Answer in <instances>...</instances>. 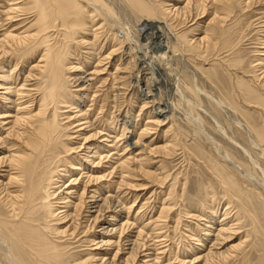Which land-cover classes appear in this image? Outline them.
I'll return each mask as SVG.
<instances>
[{
  "label": "bare ground",
  "instance_id": "6f19581e",
  "mask_svg": "<svg viewBox=\"0 0 264 264\" xmlns=\"http://www.w3.org/2000/svg\"><path fill=\"white\" fill-rule=\"evenodd\" d=\"M12 1H17V3L11 4V7L6 11L8 15L10 14L7 18L8 20H12L14 17L19 16V13L24 12L26 9L23 7L25 5L22 4V2H18V0ZM115 1L118 5L123 6L121 0ZM124 1L135 13L141 16V19L143 20L141 28V33L143 34L142 40L145 41V44H142L141 47H138L136 44L133 48L130 47L128 51L136 56L135 50L143 49L144 52L142 50L141 51L145 56H141L140 58H145L151 50L154 51V55L148 57L147 59H137L140 62L139 64L145 65L139 71H143L145 67H148V70H151V73H149L150 78L146 76L142 78L140 76V79L138 78L136 82L145 83L147 93H149L152 91L150 86L154 85L151 83H155V80H157H154V76L159 73V69L157 68L155 62L158 59L160 60L164 58L169 61L172 57L171 55L177 53L185 56V53L189 50L196 52V57L194 55L195 60H193V56V59H191L196 63L199 62V64L203 65L205 62H210L212 60V63L224 68V72L230 74V89H232L231 91L234 93L236 99L241 100L240 102L243 104L244 109L253 111L260 120L259 127L255 123L252 124L248 122L246 119L240 121V119L236 117V113H234L235 110L232 109L231 105H225V108H227L225 113H233V118L230 122L232 121V123L237 125V127L245 133L248 140L246 144L247 146H244L241 141L239 142L240 139L238 140L237 137H235L232 130L233 128L231 129L228 127L227 129L224 127V125L218 121L219 119L217 118V115L203 105L206 101L216 105V107L220 110L224 108L222 102L217 100L213 94L210 95L208 94L209 92L206 93L201 91L196 81L197 77H195V72L193 73L185 67L188 78L193 81V90L195 91L192 92L191 100L186 99L188 96L187 94L185 95V91H183L180 87L178 78L171 79L169 76V78H165L164 85L170 87L178 100H187L188 105L193 109H203L204 112L208 114L207 116L219 125H216L217 129L220 133H222V137L225 139L227 146L241 154L243 156L242 159L245 158L264 178V169L260 167L256 158L253 156V151H255L256 154L258 153L257 155L264 161V12L258 15L255 14L261 7L264 6V0H168V5L159 2L158 4H154L151 0H123V2ZM28 3V9L34 13V23L32 25L35 29L34 34L27 37H18L17 35H12L10 32H7V30H3L4 34L0 38V173H5L4 177L0 179V264H72L73 262L63 259L65 256L64 251L68 248L69 244H71L69 242L75 239L79 234H83L82 237L84 238L91 237L89 242L91 246H93V250L91 251L95 252H90V258L86 261H81L76 264L153 263L156 258L154 259L149 253V243L152 240L144 237L145 234L142 235L141 232H134V229L132 230L131 225L127 222L128 215L132 210L131 208L124 207V203L121 202L122 199L120 200L119 197V191L122 187L127 189L134 187L129 184L130 182H125L121 171L125 172L126 176L124 177H132L133 173H138L142 175V177L144 176L149 180H154V175L153 173L151 174V172H145L141 166L139 168L137 166V169H135L133 161L129 159H125L120 163H118L117 160V163H114L112 159L115 158L117 151L116 148L112 150L110 149L116 146L115 142L119 138L121 141L123 140L122 142L125 144V148L127 149L130 146V142L128 141L129 139L127 140L126 134L129 133L128 128H134V125L126 119L128 124H125L124 120L122 123L123 130L120 135L117 134L116 128L112 130L108 128V133L104 131L103 136H101V131H97L96 128H93L92 122H90L87 118L88 114L86 117V113L83 111L84 109H80V99L84 96L86 89L83 88L84 85L81 87L79 85L86 82L84 77H80L79 74H75L78 68L75 66L71 67L72 63L69 64L71 66L66 69V63L68 61L67 56H70L68 44L76 40L77 35L84 33L85 36L81 37L80 43L87 47L90 46V49L92 47L91 50L94 51V48L96 47L95 43L98 42L99 33H96L97 29L101 30L104 26L99 24L96 31H91V34L89 35L88 33L92 28L89 27V30L85 29L86 21L91 19V22L92 20L95 22L96 18L99 16L105 17L106 15H104V12L102 11L103 8H106L108 14L111 13L113 16L114 11L112 5L109 0H29ZM233 4L238 5L240 14L242 13L240 16L241 19L251 17L250 15L253 14L257 17L254 21V25H256V34L260 37L257 39L258 46L254 51V61L249 63L243 62L241 57H233L234 54L238 52L239 46H241L240 44L245 36L244 30L241 29L242 20H236L235 18H237V16L233 15L235 8L232 7ZM89 7H91L90 10H88ZM25 11H27V9ZM203 19H207L209 22L205 29L201 30V36L197 38H195L196 36L193 37V39L195 38L193 41L188 40L186 34H180L176 31V27L181 24H186L187 21L191 22L195 20L196 22L191 25H196V27H198L199 22ZM11 23L12 22H10V24ZM118 27L120 29V36L127 39V41H131L133 31L129 27V23H127L125 27ZM133 27L134 26H132V28ZM250 27L251 26H248V28ZM195 31H200V28L192 29L191 33L194 34ZM50 32H54L56 34H61L62 32L63 40L61 42L64 44L61 48H57L58 46L55 47L54 45H48L46 43L48 33ZM120 36L113 34L114 39ZM37 42L39 44H35ZM41 44H45V46L39 58V62H36L37 64L33 68V73L31 70L30 72H27V75H24L25 79L23 83L20 85V90H18L19 88L16 89V86H13L12 82L10 84V80L12 81L13 77L16 76L15 81H18L19 74L16 73L17 75H14L16 69H18V64L15 63L10 70L9 64L11 61L9 62L8 58L12 55H16L19 49H27V46H30L29 49L32 51ZM114 49L116 51V48ZM224 52L230 53V56L219 60V55ZM92 54H88L85 59L90 61V59L95 56H99V58L101 57L100 51L95 55L93 54V56ZM113 55L114 50L109 51L105 56H103V61H107L108 64V61H110V59L112 60ZM186 57L185 59H187ZM96 61L101 63L97 59ZM136 63L137 62L135 61V66ZM207 65L209 66L208 63ZM244 68L246 69L244 73L249 75L247 77L239 73V71H243ZM103 69L104 71L106 70V68ZM35 70L39 71L41 77L39 75L38 76L41 79H45V81L41 85V88H37V93L41 99L39 104L35 102L37 107L35 106L36 109H33L36 96L33 98L31 97L32 95H28L30 98L27 102H25L26 100H24V102L21 101L27 97L24 96V94L30 93V91L27 92L29 90L28 87L26 92H23L22 90H25L26 88L25 83L28 82L30 78L35 76ZM219 72L221 73V70H219ZM67 73L69 76H66ZM97 75L98 74H96V76ZM67 82H71L75 85L74 87L77 88L76 93L80 94L78 101L75 102L74 100L71 102V98L65 96L63 85ZM89 82H91V80H89ZM34 92L36 91L34 90ZM228 92H230V90ZM147 98H149L148 94L145 100ZM82 100H84V98H82ZM73 103H75V105ZM24 104H29L30 106H24ZM146 104L147 102L142 104L143 108H140V111L138 110L139 113L144 110ZM72 106H76L75 109H78L76 116L73 115L74 117H70V115L66 114L69 111L58 112L60 107L71 109ZM173 106L176 108L175 105ZM185 111L188 112L187 109ZM166 113L168 112L163 109L159 112H153V110H150L149 116L152 120L151 122L155 124V126H158L163 122V119L169 120L170 117L173 119V114L167 116ZM89 114H91V112ZM61 116H65V119L69 120L71 123L68 125H66L67 123L60 124ZM114 118L105 122L109 124V126H113L112 123L114 122L118 124L119 120L117 119L118 121H116ZM72 124H74L75 127H72V129L76 130L74 133L76 136L73 138L70 137L71 133L67 135V129L70 128V126H73ZM75 124L77 125L75 126ZM137 124L135 129L137 128ZM168 124H173V120L168 122ZM145 125H147V123ZM148 130L151 131L150 128H146L145 131ZM136 133L134 132L135 136L137 135ZM143 133L146 132L142 131L141 136L137 137L138 140L142 137ZM67 138L71 139L69 140ZM208 139L210 140V143L212 142L211 145H214L215 147L217 146L215 142L212 141L210 136ZM72 140L74 142L77 141V143H72ZM138 140L135 144L133 142V145H137L139 142ZM166 144L160 148H156L154 152L168 154L171 152L172 146L175 145L173 142L171 144L168 143L170 146ZM144 147L146 148V146ZM214 152L212 153L215 154L216 157L217 152ZM218 153L221 157H223V159L226 158L224 160L231 159L225 152L219 151ZM111 161L114 164L111 163L109 166L108 164L110 163L108 162ZM231 161L232 160H229V162ZM234 162L231 163L234 165L233 167L236 170L231 172L227 171L229 173L226 178L221 175L223 171L220 172L215 170L212 172V175L215 176L216 180L219 181V184L222 185L224 192H226V196H230L227 189L231 178L238 175L239 177H245L252 181V178L254 177L250 171H245L242 166ZM103 163H105V165L107 164L109 168L101 171L100 169L104 166ZM223 169L225 170L226 168ZM101 173L103 174L101 175ZM223 178L225 179L223 180ZM258 186L261 187V184H258ZM259 191L261 192V190ZM241 193L242 192H240V194ZM212 197H210V199ZM231 199H234L235 201L234 196H231ZM51 200H56V205H52ZM211 200H213V198ZM230 202L231 200L227 202V205H230ZM209 203L211 202L209 201ZM232 203L234 204V202ZM168 208H161L159 216L157 215L158 219L157 221L155 220L156 222L166 220L168 218V214L171 211ZM242 208L244 215L247 216L250 220L248 221L252 223L253 229L258 227L259 221L256 216L247 210V208H244L243 206ZM210 215L214 217L215 212L212 210ZM229 215L231 214L228 211H224L221 216V221H215L216 224H213V226L212 224H205L206 226H204V230H202L204 234L202 235L206 238L207 236L209 237L214 235L212 237L214 246H211L212 248L210 250H208L205 254L202 252L203 255L199 256L202 259V264L225 263L228 260H233L236 257L235 254L238 252V254H240L243 251V244L241 242H236L237 244L233 245L229 243L230 240H233L231 239L232 237L236 235L238 237V234L241 233L240 231L238 233V229H240V220L243 217H241V214L239 215L238 212L232 216ZM90 233L93 235L91 234L92 236H89ZM82 237H79L75 243H83V241H80ZM210 241L211 240L208 241V244ZM228 243L230 244L229 246ZM197 245L200 244L197 243ZM98 256L100 257L97 258ZM155 264H157V261Z\"/></svg>",
  "mask_w": 264,
  "mask_h": 264
},
{
  "label": "rangeland",
  "instance_id": "374dc122",
  "mask_svg": "<svg viewBox=\"0 0 264 264\" xmlns=\"http://www.w3.org/2000/svg\"><path fill=\"white\" fill-rule=\"evenodd\" d=\"M28 1L29 0H18V2H22V4L25 5L23 7H25L27 11H25L26 9L24 8L25 9L24 12L19 13L20 14V15L18 14L19 16L14 17L15 19L13 18L12 20H8L7 18L9 17L10 14L8 15L6 11L11 7V4H15L17 3V1L0 0V38L4 34L3 30H7V32H10L12 35H17L18 37H27L29 35L34 34L35 29L32 26L34 23L33 21L34 13H32L33 11L31 12L30 9H28V6H29ZM109 1L114 11L113 16L111 15V13L108 14V11L106 8H103L102 11L104 12V15H106L105 17L99 16L98 18H96L95 22L93 20L91 22L90 21L91 19H88L89 22L88 20L86 21L85 29L89 30V27L92 28L90 32L88 33L89 35L91 34V31L93 30L96 31V29L99 27L98 26L99 24L100 25L102 24L104 26L101 30L97 29V32H96V33H99L98 40H97L98 42L95 43L96 45L94 44L97 48L95 47L94 48L95 50L93 51L91 50L92 47L90 49V46H88L89 47L88 48L87 46L82 45L80 43L81 37L82 36L84 37L85 34L80 33L79 35H77L76 40L68 44V50L70 51V56L72 58L70 56L69 57L67 56L68 61L66 63L67 64L66 69L69 68L71 66L69 64L72 63L71 67L75 66L76 68H78L75 74L76 75L79 74L80 77H84V80L86 82L82 84L79 83L80 87L84 85L83 88L86 89L84 96H82L84 100H82V98L80 99V102H81L80 109L82 110L84 109L83 111L86 113V117L88 114L87 118L89 119L90 122H92L93 128H96L97 131H101V134H102L101 136H103L104 131L107 132L108 128L110 130L116 128L117 134L120 135L123 130L122 123L124 122V120H125L124 122L125 124H128L127 122L128 120L129 122H132V125H134V128L133 127L130 129L128 128L129 133L126 134L127 136L126 138L127 140L129 139L128 141L130 142V146L126 149L125 144L122 142L123 140L121 141V139L119 138L115 142L116 146L110 149L112 150L116 148V151L118 152V154L116 152V156H115L116 159L115 158H114L115 160L112 159L114 163H117V160H118V163H120L121 161H124L125 159H129L133 161V165L135 166V169H137V166L138 168L141 166V168L145 172H149V173L151 172V174L153 173L154 175V180L153 179L149 180L147 177H144V176L142 177V175L138 173H133L132 177L129 176L131 178L130 179L129 177H124L126 176V174L124 171H121L122 177L124 178L125 182L126 183L130 182L129 184L134 187L128 188V189L125 187H122L123 189L121 188L119 191V197H120V200L122 199L121 202L124 203L123 204L124 207L131 208L132 210L130 211L128 215V220H127L128 224L131 225L132 230L134 229L133 230L134 232L135 231L141 232L142 235L145 234L144 237H146L149 240L150 239L152 240L149 243L150 251L152 253L150 251L149 253L152 255L154 259L156 258V260H154L153 263L151 262L149 264H155L156 261H157V264H202V259L199 256H202L214 246V242L212 240L213 239L212 237L214 235H211L209 237L207 236V238L203 237L202 234L204 233L202 230H204V226L206 225L212 224L213 226V224H216L215 221L216 222L221 221L222 219L221 216H222V213H224V211H228L231 214L229 216H232L233 214L238 212V214L239 215L241 214V217H243L240 220V224H241L240 229H238V233L239 231L241 233L238 234V237L236 235L231 238L233 240L229 241L231 245L241 242L243 244L242 245L243 251L240 254H238L239 252L235 254L236 257L233 260L231 259V260L226 261L225 263H220V264H264V218H263L264 216V211H263L264 210V180L263 179L264 178L261 176L258 170H255V168H253L251 164L245 158L242 159L243 156L241 154L237 153L236 151L232 150L230 147L227 146L225 139L222 137V133H220L219 130L217 129V126L219 125L215 123V121L211 119L209 116H207L208 114H206L203 109L201 108L193 109L191 106L188 105L187 100L186 101L178 100L176 96L174 95V92L170 89V87H167L164 85L165 84L164 80L165 78H169V76L171 79L178 78V83L180 87L183 89V91H185V95L187 94L188 96L186 97V99L191 100L192 92H195V91L193 90L194 89L193 81L190 78H188L186 71H185L186 70L185 67L191 70L193 73L195 72L194 73L195 77H197L196 81L201 91L206 92V93L209 92L208 94L210 95L213 94V96L216 97L217 100L222 102V105H224L223 106L224 108H222L223 110L222 111L218 107H216V105L212 104L211 102H206V101L203 105L209 108L211 112L217 115V118L219 119L218 121L222 125H224V127H226L227 129L228 127L231 129L233 128L232 130L234 132L235 137H237L238 140L240 139L239 142L241 141V143L244 146H247L246 145L248 142L247 137L245 136V133H243V131L237 127V125L232 123V121L230 122V120H232L233 118L232 116L233 113L232 114L231 113L228 114L227 112L225 113V111H227V108L225 107L228 104H230L232 109L235 110L234 113H236V117H238L240 121H243L244 119H246L248 122L252 124L255 123L259 127L260 120L258 119L257 115L253 111L244 109L243 104L240 102L241 100L236 99L234 93L231 91L232 89H230L231 88V83H229L231 80L230 74L224 72V68L219 67L215 63H212L211 62L212 60L210 62H205L204 64L206 66L204 64L203 65L199 64V62L196 63L195 61H193L195 60L196 52H193L190 50L187 51V53H185V56L183 55L184 59H183V56L178 53L171 55L172 57L169 61L166 58L160 59V60L158 59L155 62V64L157 68L159 69V73L155 74L154 76L155 77L154 80L155 79L157 80H155V83L154 82L151 83V84H154L153 86L150 84L151 85L150 89L152 90L150 91L151 93L150 92L147 93L145 83L136 82L138 78L140 79V76L142 78H144L145 76L150 78L149 73H151V70H148V67H145L143 71H139L141 70V68L145 66L144 64H139L140 63L139 60L140 59L143 60L144 58V57L142 58L140 57L145 56L142 53V51L144 52V50L136 49L135 50L136 56L133 55V53H131L130 51H128L130 47L133 48L134 45L136 44L138 47L139 46L141 47L142 44H145V41L142 40L143 34L141 33L143 20L141 19V16L135 13L131 9V7L127 5V3H125V1L123 2V0H121L122 1L121 3L123 6L118 5V3L115 0H109ZM151 1L154 4H158V2L163 3L165 5L169 4L168 0H161V1L151 0ZM232 7L233 8L235 7L233 11V15L237 16V18L235 19L242 20L241 29L244 30V34H245L244 39L242 40L240 44L241 46H239L238 52L235 53L233 57H241L243 62L249 63V62L254 61V57H253L255 53L254 51H255V48H257L258 46L257 39H259L258 37H260V36H257L256 34L257 30H255L256 25H254V21L257 19V17L255 16L258 14H262L264 12V6L261 7L259 11L255 13L256 15L253 14V15H250L251 17H245L242 19L240 18L242 13L240 14V9L238 8V5L233 4ZM90 9L91 7H89L88 10ZM10 22L12 23L10 24ZM194 22L196 21L195 20L191 22L187 21L186 24H181L180 26L176 27L177 33L186 34L187 39L191 41H193L197 37H200L202 34L200 33L201 30L205 29L209 20L208 21L207 19L201 20L199 22L198 27H196V25H191ZM127 23H129V27L133 31V35H132L133 38L131 37L132 39L131 41H127V39L120 36V29L118 26L125 27ZM132 26L134 27L132 28ZM248 26H251V27L248 28ZM194 28H198V29L200 28V31H195L194 34L191 33V30ZM100 31H101V34H100ZM260 31H263V30H260ZM113 34H117L120 37H117L114 39ZM62 35H63L62 32L61 34L50 32L48 33V39L46 43L48 45H54L55 47L58 46L57 48H61L62 45L64 44L61 42L63 40ZM193 37L195 38L193 39ZM35 44H39V43L37 42ZM44 46L45 44H41L37 48H34L32 51H30L29 49L30 46H27V49H19L16 55H12L11 56L12 58L11 57L8 58V61L9 62L11 61L9 64L10 70H11V67H13L15 63L18 64L17 66L18 69H16L14 73V75L16 73L19 74L18 81L17 80L15 81L16 76L14 75H13L14 76L13 80L12 81L10 80V84L12 82L13 86H16V89L19 88L18 90H20V87H21L20 85L23 83L25 76L27 75L26 74L27 72H30L31 70L33 73V68L39 62L40 60L39 58L41 56ZM114 48H116V51ZM111 50H114V55L112 57V60L110 59V61H108L109 63L107 64V61H103V56H105ZM139 50L140 51L142 50V51L140 52ZM99 51L101 54L100 58L99 56H95L92 59H90V61L85 59V57L88 54L90 53L92 54L93 52V54L95 55ZM153 55H154V51L151 50V52L144 59H147L148 57L153 56ZM192 56L194 57V59ZM229 56H230V53L224 52L219 55L218 59L221 60ZM185 57L187 59H185ZM96 59L100 61L101 63H98ZM84 61L86 62V64ZM135 61L138 63V64L136 63V66H135ZM95 63L97 66L95 65ZM207 63L209 64L210 67L207 65ZM103 68H106L107 71L106 70L104 71ZM218 69L221 70V73L219 72ZM245 70L246 69L244 68V70L239 71V73L247 77L249 75L244 73ZM34 72H35V76L33 78H30V80L25 83L26 84L25 85L26 88L24 87L25 90L21 89L23 92H26L29 88L27 92L30 91L29 94H24V96H27L28 98L27 97L24 98L21 102H24V100H26L25 102H27L28 99L30 98V96L28 95H32L31 97L33 98L36 96L34 100V105H33L34 107L33 109H36L37 107L36 105L39 104V101L41 99V97H39L37 93V88L42 87L41 85L43 84L45 79L40 78L41 76L39 74V71L35 70ZM72 74L70 75L73 76ZM96 74L98 75L96 76ZM66 76H69L68 73L66 74ZM86 79L91 80L92 83ZM32 83L33 84L35 83V84L33 85ZM63 86H64L63 89L65 91V96L71 98V102H73L74 100L75 102L79 100L80 94L76 93L77 88L74 87L75 86L74 84H72L71 82H67V83H64ZM34 90L36 92H34ZM229 90L230 92H228ZM147 94L149 95V98L145 100V98L147 97ZM35 102L37 104H35ZM144 102H147V104L145 105L146 107H144V110L141 112L142 113L141 114L139 113L140 111L139 109L143 108L142 104ZM73 104L75 105V103ZM173 105H175L176 108ZM24 106H30V105L24 104ZM75 107L76 106L74 107L72 106L71 109L60 107L58 112L69 111L66 114L70 115V117H74L73 115L76 116L77 114L76 112L78 111V109H75ZM185 107L189 113L185 111L186 110ZM116 109L118 112L116 111ZM162 109L168 112L166 113L167 116H170L171 114H173V119H171V117L169 118V120L163 119V122H162L163 125L161 123L160 124L161 126L160 125L155 126V124L151 122L152 120L149 116L150 110H153V112H159ZM89 110L91 114H89L90 113ZM127 113H129L130 115ZM113 118L116 119V121L119 120L120 122L118 121V124L114 122L112 123L113 126H109V124H107L105 121H108V120L110 121ZM60 120H61L60 124L67 123L66 125H68L69 123H71L69 120L65 119V116H61ZM172 120H173V124H168V122H171ZM146 123L147 125H145ZM115 124H116V127H115ZM136 124H137V128L135 129ZM72 125L73 126H70V128L67 129L68 132L67 131L66 132H67V135L71 133L70 137L73 138L74 136H76L74 134L76 130L72 129V127L75 128L74 124ZM76 125L77 124H75V126ZM146 128L148 129L150 128L151 131L149 130H148L149 132L145 131ZM142 131L146 133H143L142 137L139 138L138 140L137 137L141 136ZM201 131L204 133H202ZM134 132L135 133L137 132L136 136ZM205 134H206V137H205ZM209 136L212 139V141H214L215 144L217 145L216 147L221 150H218L214 145H211L212 142L211 143L209 142L210 141L208 139ZM67 139L70 140L71 138H67ZM137 140L139 141L138 144L133 145V142L135 144ZM167 142L170 144L173 142L175 145V146H172L171 152H169L168 154L154 152L156 148L162 147ZM72 143L76 144L77 141L74 142L72 140ZM170 144L168 145L170 146ZM144 146H146V148ZM219 151L227 153L229 157L231 158L229 160H232L231 162L235 161L234 163H237L238 165L242 166V168L245 171H250L252 175L254 176L252 178V181L254 180L253 182L248 178L239 177L238 175H236V177L231 178L228 189H227L230 193L229 194L230 196H226V192H224L222 185H220L219 181L216 180L215 176L212 175V172L215 170L220 171V172L223 171L221 175H223V177L226 178L229 173L227 171L231 172V171L236 170L233 167L234 165H232V163L229 162V160H224L226 158L223 159V157L220 156V154L218 153ZM130 152H131V155H130ZM212 152L218 153V154L216 153V157H215V154H213ZM257 154L255 151H253L254 158H256L260 167L264 169V161ZM113 162L112 161L108 162L110 163L108 165L110 166L111 163L114 164ZM217 162L220 164H218ZM103 165H102L103 168L100 169L101 171H104V169L109 168L107 164L105 165V163H103ZM223 168H226V169L224 170ZM102 174L103 173H101V175ZM4 175L5 173H0V176H1L0 179H2ZM225 178H223V180ZM258 184L259 185L261 184V187H259ZM259 190H261L263 194ZM240 192L242 193L240 194ZM254 192L256 195L254 194ZM231 196H234L235 201L234 199H231ZM210 197H212L214 201L211 200L212 198L210 199ZM207 199L211 203H209ZM230 200H231L230 205H227V202ZM55 201L56 200H51V204L54 205ZM232 202H234V204ZM242 206L244 208H247V210H249L251 213H253L256 216L257 220L259 221L258 227L253 229L252 223L249 222L250 220L243 213ZM161 208L170 209L171 214L169 212L168 214L169 216L166 220H160L159 222H156ZM171 208H173L174 210ZM212 210L215 212L214 217L210 215ZM164 222H165V226H164ZM51 224H54V223H51ZM91 234L92 233H90L89 236L93 235ZM82 236L83 234L81 235L79 234L75 239L71 240L73 242L69 240L70 241L69 243L71 244H69L68 248L65 249L64 251L65 252V256L63 258L64 260H69L70 262H73L76 264L81 261L82 262L86 261L87 259L90 258V254H91L90 252L92 253L95 252V251H91L93 250V246H91V244L89 243L91 237L90 238L85 237L86 238L85 239ZM79 237L83 238V239L81 238L80 240L81 242L83 241V243H75V241L79 239ZM156 237H159V238H156ZM209 240H211L212 242L210 241L208 244ZM197 243L202 246L197 245ZM229 243H228V246L230 245ZM99 257L100 256H98L97 258Z\"/></svg>",
  "mask_w": 264,
  "mask_h": 264
}]
</instances>
